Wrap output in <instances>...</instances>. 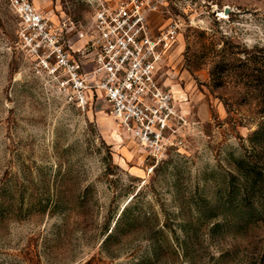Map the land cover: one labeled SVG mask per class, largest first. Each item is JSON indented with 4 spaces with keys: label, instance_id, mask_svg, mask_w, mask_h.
Listing matches in <instances>:
<instances>
[{
    "label": "rangeland",
    "instance_id": "rangeland-1",
    "mask_svg": "<svg viewBox=\"0 0 264 264\" xmlns=\"http://www.w3.org/2000/svg\"><path fill=\"white\" fill-rule=\"evenodd\" d=\"M34 2L82 28L95 0ZM152 18L179 24L164 81L185 114L181 144L159 159L101 100L57 96L0 2V264H264V205L228 184L264 117L232 73L264 57V0H165Z\"/></svg>",
    "mask_w": 264,
    "mask_h": 264
},
{
    "label": "built area",
    "instance_id": "built-area-1",
    "mask_svg": "<svg viewBox=\"0 0 264 264\" xmlns=\"http://www.w3.org/2000/svg\"><path fill=\"white\" fill-rule=\"evenodd\" d=\"M17 20V41L57 96L80 108L101 100L123 133L147 157L181 144L184 108L165 84V56L179 30L155 28L165 0H95L89 22L44 11L34 0H0Z\"/></svg>",
    "mask_w": 264,
    "mask_h": 264
},
{
    "label": "trees",
    "instance_id": "trees-1",
    "mask_svg": "<svg viewBox=\"0 0 264 264\" xmlns=\"http://www.w3.org/2000/svg\"><path fill=\"white\" fill-rule=\"evenodd\" d=\"M217 72L214 77L220 79L228 76L225 73H230L232 69L228 62L221 58L215 64ZM214 66V67H215ZM236 66L238 67L235 76L247 80L249 86L245 94H250L253 99H257V105L260 116L264 115V57L257 56H244L238 60ZM249 151L247 155L241 158L234 159L232 162L233 174H229V187H237L241 191V196L249 197L255 196L264 205V117L257 122L256 127L249 133L247 137ZM235 180V186L233 182ZM125 209L121 210L123 214ZM120 213V214H121ZM119 214V216H120ZM118 216V217H119ZM116 222V221H115Z\"/></svg>",
    "mask_w": 264,
    "mask_h": 264
},
{
    "label": "crops",
    "instance_id": "crops-1",
    "mask_svg": "<svg viewBox=\"0 0 264 264\" xmlns=\"http://www.w3.org/2000/svg\"><path fill=\"white\" fill-rule=\"evenodd\" d=\"M34 4H35L36 6H38L35 2H34Z\"/></svg>",
    "mask_w": 264,
    "mask_h": 264
},
{
    "label": "water",
    "instance_id": "water-1",
    "mask_svg": "<svg viewBox=\"0 0 264 264\" xmlns=\"http://www.w3.org/2000/svg\"><path fill=\"white\" fill-rule=\"evenodd\" d=\"M226 12V10H224V13Z\"/></svg>",
    "mask_w": 264,
    "mask_h": 264
}]
</instances>
